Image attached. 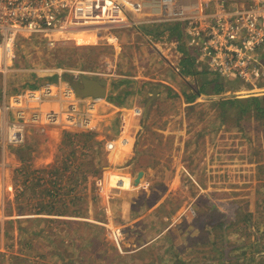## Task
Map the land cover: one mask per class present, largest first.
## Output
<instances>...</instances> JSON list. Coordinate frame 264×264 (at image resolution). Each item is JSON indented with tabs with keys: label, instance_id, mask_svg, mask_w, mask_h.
Returning a JSON list of instances; mask_svg holds the SVG:
<instances>
[{
	"label": "rangeland",
	"instance_id": "1",
	"mask_svg": "<svg viewBox=\"0 0 264 264\" xmlns=\"http://www.w3.org/2000/svg\"><path fill=\"white\" fill-rule=\"evenodd\" d=\"M168 30L116 31L117 50L86 35L20 39L0 73V264H264V74L200 71ZM81 75L107 79L109 98L78 97ZM29 91L42 100L16 143Z\"/></svg>",
	"mask_w": 264,
	"mask_h": 264
},
{
	"label": "built area",
	"instance_id": "2",
	"mask_svg": "<svg viewBox=\"0 0 264 264\" xmlns=\"http://www.w3.org/2000/svg\"><path fill=\"white\" fill-rule=\"evenodd\" d=\"M142 27L181 30L188 56L200 71L209 69L244 81L264 74L260 67L264 0H0V73L11 69L21 38L42 35L48 45L55 46L68 41L69 36L86 35L117 46L116 31ZM43 88L53 90L51 85ZM34 93L29 91L26 105L17 108V120L9 125L8 133L16 143L24 140V109L29 110L32 102L38 101L37 95L40 99L43 95L41 91ZM71 95H75L72 90H65V98ZM75 100L73 111L87 106L81 99ZM98 101L95 98L93 105ZM15 102L20 105L21 99ZM36 118L34 115V121ZM44 119L47 123L60 121L55 112L47 113ZM87 121L77 118L72 125L90 126V122L85 125Z\"/></svg>",
	"mask_w": 264,
	"mask_h": 264
},
{
	"label": "water",
	"instance_id": "3",
	"mask_svg": "<svg viewBox=\"0 0 264 264\" xmlns=\"http://www.w3.org/2000/svg\"><path fill=\"white\" fill-rule=\"evenodd\" d=\"M80 80H69V84L75 91L76 95L80 98L94 97L96 99H104L108 95L109 82L105 78H88L84 75L79 77ZM157 96V91L153 92V98ZM152 100V99H151ZM151 100L146 106L145 115L147 114L148 107L151 104ZM143 177V171L138 173V177L135 179V184L138 185L140 179Z\"/></svg>",
	"mask_w": 264,
	"mask_h": 264
},
{
	"label": "crops",
	"instance_id": "4",
	"mask_svg": "<svg viewBox=\"0 0 264 264\" xmlns=\"http://www.w3.org/2000/svg\"><path fill=\"white\" fill-rule=\"evenodd\" d=\"M176 35H178V37L177 38H175V39H177V40H179L180 41V38L183 36V33H182V31L181 30H179V32L176 34ZM120 45H121V43H120V40L118 39V45L117 46H114V45H112L113 46V48L114 49H118V47H120ZM177 50H179V48L177 47ZM163 51V50H162ZM172 55H173V53H172ZM178 56V55H177ZM109 82V81H108ZM108 87H109V85H108ZM108 87H107V89H108ZM172 88H174L175 89V87H172ZM120 88H118V90H119ZM117 90V91H118ZM157 91V97H158V99L160 100L161 98H163V96H164V94H165V90L163 89V88H157V89H153V90H151V93H153L154 91ZM120 92V91H119ZM124 93H126V91H124ZM108 94H109V89H108ZM107 99L109 98V95H107V97H106ZM151 99H153V98H151ZM151 99H149V101L151 100ZM114 101V100H113ZM112 101V102H113ZM149 101L147 102V104L149 103ZM112 102H111V104H112ZM146 104V105H147ZM103 106L101 105V107L100 108H102ZM101 112V111H100ZM142 114V113H141ZM99 115H100V113H99ZM101 117V116H100ZM159 132H161L162 134H164V135H166V136H168L169 134H172V132L171 131H167V132H165V131H159ZM173 136H175V132H173ZM124 138V137H123ZM125 140V139H124ZM119 143H121L122 145H124V146H126L128 143H129V140H128V142H122V140H120V142ZM129 154V153H128ZM119 174V176L122 178L123 176L124 177H126L125 175H123V174H120V173H118L117 172V175ZM142 179V178H141ZM141 179H140V182H141ZM139 182V183H140ZM128 183H129V181H128ZM134 185H136L135 183H134Z\"/></svg>",
	"mask_w": 264,
	"mask_h": 264
},
{
	"label": "trees",
	"instance_id": "5",
	"mask_svg": "<svg viewBox=\"0 0 264 264\" xmlns=\"http://www.w3.org/2000/svg\"><path fill=\"white\" fill-rule=\"evenodd\" d=\"M168 31H170L171 33H178L179 32V29L178 28H172V29H169ZM190 59V58H189ZM36 78H37V80H39L38 79V77L37 76H35ZM70 78V77H69ZM57 79H59V77H58V75H55L54 77H52V78H49V80H50V82H56L57 81ZM31 88H34V89H38L39 88V85L38 84H34V85H31L30 86ZM257 104L258 105H261V102L260 101H258L257 102ZM260 111L262 112V113H264V108H260ZM71 135L70 134H67V137H70ZM21 153H24V151L23 150H18V155L19 154H21ZM65 166H66V169H70V166H71V164H69V163H65ZM240 220V219H239ZM239 220H236L234 223H229V225H231L233 228L238 224V223H240V221ZM237 222V223H236ZM224 225V222H222V223H220V225L219 226H223ZM226 225V224H225ZM217 225H215V227H216ZM230 226V227H231ZM225 226H223V228H224Z\"/></svg>",
	"mask_w": 264,
	"mask_h": 264
},
{
	"label": "clouds",
	"instance_id": "6",
	"mask_svg": "<svg viewBox=\"0 0 264 264\" xmlns=\"http://www.w3.org/2000/svg\"><path fill=\"white\" fill-rule=\"evenodd\" d=\"M76 76V75H75ZM76 78H79V77H75L74 80H76ZM73 89V88H72Z\"/></svg>",
	"mask_w": 264,
	"mask_h": 264
}]
</instances>
